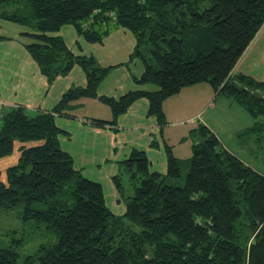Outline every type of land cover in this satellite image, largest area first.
<instances>
[{"label":"trees","instance_id":"1","mask_svg":"<svg viewBox=\"0 0 264 264\" xmlns=\"http://www.w3.org/2000/svg\"><path fill=\"white\" fill-rule=\"evenodd\" d=\"M0 18L26 28L21 34L32 39L26 48L49 81L76 64L87 74V85L70 89L52 111L2 108L0 158L12 154L16 141L39 144L22 146L7 181H0V211L22 204L23 222L55 241L24 257L27 238L0 242V264H264V175L224 148L206 125L193 130L191 158L179 159L167 146L165 174L151 171L146 153L134 150L121 163L133 194L126 212L116 215L103 186L62 149L55 121L70 116L72 101L90 97L113 113L111 121L92 123L115 125L147 98L148 113L165 124L166 100L209 83L258 120L243 134L263 135L264 81L233 71L264 26V0H0ZM65 25L90 42H102L113 28L130 32L136 43L130 61L144 66L134 81L157 90L99 96L114 67L75 55L54 35ZM120 179L114 178L118 189Z\"/></svg>","mask_w":264,"mask_h":264},{"label":"crops","instance_id":"2","mask_svg":"<svg viewBox=\"0 0 264 264\" xmlns=\"http://www.w3.org/2000/svg\"><path fill=\"white\" fill-rule=\"evenodd\" d=\"M24 31L25 27L0 18V36L3 37L0 40V100L5 102V110L22 107L31 114L49 112L70 89L85 87L87 74L80 64H76L68 74L49 81L28 52L26 46L32 39L22 35ZM54 35L61 36L75 55L93 56L100 66L114 67L100 84L99 96L117 99L132 90H157L150 85L135 83L134 78L142 75L144 66L141 61L137 63V59L130 61L136 43L124 29H111L102 42L87 41L73 25L63 26ZM254 68L256 71L253 72ZM233 72L248 74L259 81H264V26ZM208 92L212 94L211 89ZM193 101L194 98L189 99L187 107H181L183 111L187 110L190 113L186 119L171 120L170 110L164 109L166 123L160 124L156 116L148 113V99L140 98L118 117L115 125L97 126L92 123V119L111 121L112 110L110 107V110L107 107L103 109L101 105L103 103L98 98L82 97L70 103L68 112L70 116H55L56 125L61 130L60 145L73 157L76 169L88 179L103 186L106 204L110 210L116 215H123L126 212V198L131 194L128 196L124 194L123 186L122 189H118L114 178L120 175L122 179L126 176L127 173L121 163L128 159L134 150L146 153L151 171L165 174L168 169L167 146H170L177 158L189 159L195 142L192 137L193 130L199 124H204L215 132L218 120L215 118L210 121V117L203 118L200 110L190 108ZM167 102L168 100L165 101L163 108L170 106ZM88 103L94 105L100 112L96 110L92 112L87 106ZM79 107L86 110L79 113L77 111ZM101 110L104 114H101ZM254 124V120L246 119L236 131L244 133ZM223 142L227 143L224 138ZM36 144L39 142L20 143L19 156L22 146L30 147ZM223 147L228 150L226 145ZM230 151L244 162V158L241 157L245 155H238L243 151L240 149ZM251 151L257 154L252 147ZM247 152L250 154L249 150ZM13 160L15 159H11L12 163Z\"/></svg>","mask_w":264,"mask_h":264},{"label":"rangeland","instance_id":"3","mask_svg":"<svg viewBox=\"0 0 264 264\" xmlns=\"http://www.w3.org/2000/svg\"><path fill=\"white\" fill-rule=\"evenodd\" d=\"M128 33L133 37L130 32ZM137 60V63H141L139 59ZM254 71H256L255 68L253 69V72ZM199 85L201 86L184 87L182 88L180 93L168 99L167 104L170 103V106H164V109L168 111L170 110L171 120L186 119L190 113L187 110L183 111L181 107H187V101L194 98V101L190 104V108L200 110V112H202L201 115L203 118L210 117V121L215 118L218 120V123L216 122L215 124V132L213 130L212 131L216 134L220 142L223 145H226L229 151H235L238 149L243 151V153L240 152L238 153V155H245V157L241 158H244V162L246 163V165L254 168L256 171L264 175V134L258 136V133L254 135L249 133H237L236 131L241 127L242 123H245L246 119H249L251 121L254 120L255 122L257 119L254 118L239 102L234 101L233 99L228 98L225 95H219L218 92L209 83H203ZM150 86L157 89L155 85ZM210 89L212 91V94L208 92L210 91ZM91 105V103H88L87 106L92 109V112H95L93 110H96V112H100L99 109L94 108V105H92V107ZM101 105L103 109L104 107H107V109H109L108 105H105L104 103ZM85 110L86 108L81 107L77 109L79 113L84 112ZM72 113L77 114L76 112ZM101 114H104L102 110ZM219 136H221V138ZM223 138L227 143L223 142ZM20 143L21 142L19 141L15 142V147L12 154L0 158V181L6 182L7 168L9 166H12V164L15 165L18 163L20 157L18 145ZM242 143H244V145ZM251 147L254 151H257V154L251 151ZM247 150L250 151V154H253L255 156L248 154ZM12 158L15 159L13 160V163L11 161ZM2 169L5 170L2 171ZM127 174L124 178L120 179V181L124 188V191L122 190V192L124 194H127L128 196L129 194H133V189L130 185V178L129 176L127 177ZM22 211V204L18 205L14 209L0 211V242L2 244H6L12 238H27L26 244L20 249L21 257H24L26 255L35 254L41 244L52 243L53 241H55V239L53 235L46 233L44 230L35 233L33 230V225L29 223L25 224L23 222L21 218Z\"/></svg>","mask_w":264,"mask_h":264},{"label":"built area","instance_id":"4","mask_svg":"<svg viewBox=\"0 0 264 264\" xmlns=\"http://www.w3.org/2000/svg\"><path fill=\"white\" fill-rule=\"evenodd\" d=\"M5 105H6L5 102H3V101L0 100V120H1V118L3 116V110H2V108L5 107Z\"/></svg>","mask_w":264,"mask_h":264}]
</instances>
